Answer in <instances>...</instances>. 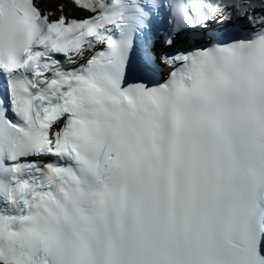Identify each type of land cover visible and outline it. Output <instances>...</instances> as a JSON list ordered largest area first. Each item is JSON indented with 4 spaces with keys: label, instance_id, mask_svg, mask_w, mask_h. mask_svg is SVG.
Masks as SVG:
<instances>
[{
    "label": "snow or ice",
    "instance_id": "obj_1",
    "mask_svg": "<svg viewBox=\"0 0 264 264\" xmlns=\"http://www.w3.org/2000/svg\"><path fill=\"white\" fill-rule=\"evenodd\" d=\"M0 264H264V0H0Z\"/></svg>",
    "mask_w": 264,
    "mask_h": 264
},
{
    "label": "bare ground",
    "instance_id": "obj_2",
    "mask_svg": "<svg viewBox=\"0 0 264 264\" xmlns=\"http://www.w3.org/2000/svg\"><path fill=\"white\" fill-rule=\"evenodd\" d=\"M54 2L56 1V2H59V0H53Z\"/></svg>",
    "mask_w": 264,
    "mask_h": 264
}]
</instances>
